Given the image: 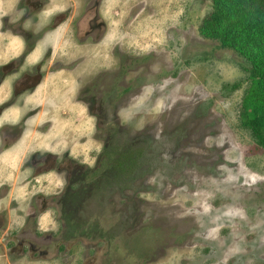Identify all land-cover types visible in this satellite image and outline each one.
<instances>
[{"label":"rangeland","instance_id":"374dc122","mask_svg":"<svg viewBox=\"0 0 264 264\" xmlns=\"http://www.w3.org/2000/svg\"><path fill=\"white\" fill-rule=\"evenodd\" d=\"M108 6V35L90 51L89 70L78 68L79 83L57 76L46 85L64 84L55 88L61 98L44 102L48 129L56 135L69 122L75 154L91 166L105 146L108 156L79 188L82 240L61 261L264 264V148L239 115L248 63L200 34L211 1ZM238 80L239 89L222 93ZM67 105L74 112L60 116Z\"/></svg>","mask_w":264,"mask_h":264},{"label":"flooded vegetation","instance_id":"af4514ba","mask_svg":"<svg viewBox=\"0 0 264 264\" xmlns=\"http://www.w3.org/2000/svg\"><path fill=\"white\" fill-rule=\"evenodd\" d=\"M107 8L108 0H0V264H64L81 239L79 188L108 159L106 146L91 166L75 154L69 122L59 124V134L48 129L44 102L61 98V80L77 85L80 66L89 70L90 51L109 32ZM65 108L60 116L74 112Z\"/></svg>","mask_w":264,"mask_h":264},{"label":"trees","instance_id":"16d2710c","mask_svg":"<svg viewBox=\"0 0 264 264\" xmlns=\"http://www.w3.org/2000/svg\"><path fill=\"white\" fill-rule=\"evenodd\" d=\"M210 1L211 10L202 19L199 32L217 41L219 47L233 50L248 63L249 85L239 104L240 123L264 148V0ZM242 84L241 80L226 83L222 93L229 95ZM112 161L123 164L121 160Z\"/></svg>","mask_w":264,"mask_h":264},{"label":"water","instance_id":"95a60500","mask_svg":"<svg viewBox=\"0 0 264 264\" xmlns=\"http://www.w3.org/2000/svg\"><path fill=\"white\" fill-rule=\"evenodd\" d=\"M105 25H106V23L105 22H103ZM106 27V26H105Z\"/></svg>","mask_w":264,"mask_h":264}]
</instances>
